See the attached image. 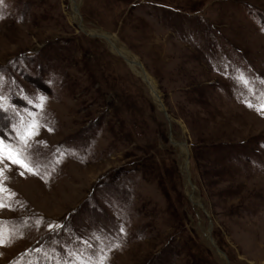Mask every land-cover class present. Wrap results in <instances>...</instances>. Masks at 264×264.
<instances>
[{"label":"rangeland","instance_id":"374dc122","mask_svg":"<svg viewBox=\"0 0 264 264\" xmlns=\"http://www.w3.org/2000/svg\"><path fill=\"white\" fill-rule=\"evenodd\" d=\"M262 81L264 0H2L0 95L42 127L0 264H264Z\"/></svg>","mask_w":264,"mask_h":264},{"label":"snow or ice","instance_id":"6c2138e0","mask_svg":"<svg viewBox=\"0 0 264 264\" xmlns=\"http://www.w3.org/2000/svg\"><path fill=\"white\" fill-rule=\"evenodd\" d=\"M0 3H2V0H0ZM238 80L245 86L248 85V81L242 75L238 77ZM45 99L43 96L38 97V102L34 106L42 110ZM25 100L27 104L33 103L27 97H25ZM248 106L254 107L256 111L264 114V94H262L261 103L258 107L251 103ZM0 113L5 114L0 118L7 119L8 124L5 126L9 127L12 133L11 136H6L0 132V209H4L10 207L6 201L15 195L3 183L7 179L5 173L10 170V165H15L33 175L39 174L37 170L38 161L33 160L30 149L35 142V137L39 135V130L42 125L39 123L38 115H34L33 112L27 110L22 113L17 107L10 106L8 104V98L3 95H0ZM6 161L10 162V164L5 163ZM20 175H24V172L21 171ZM2 224L3 222H0V225ZM49 227L51 229L53 226ZM120 231L123 232V228ZM9 243H11V234L0 230V247L8 246ZM116 246L118 247V245ZM36 251L39 252L40 249ZM100 252L103 253V249H100ZM105 259L106 257L101 255L97 264H104Z\"/></svg>","mask_w":264,"mask_h":264},{"label":"bare ground","instance_id":"6f19581e","mask_svg":"<svg viewBox=\"0 0 264 264\" xmlns=\"http://www.w3.org/2000/svg\"><path fill=\"white\" fill-rule=\"evenodd\" d=\"M103 38H105L107 41H109L110 42V44L113 46V48H114V52H116V50H118V55H120V56H122L124 59H125V61L129 64V66L133 69V68H135V64L137 63V65L138 66H140L139 64H138V62H137V60L134 58V57H132V56H130L128 53H127V51L124 49V48H122V47H119L118 46V48L116 49V47L114 46L115 44H114V40H112V39H108V37H105V36H102ZM120 52V53H119ZM140 68H142L141 66H140ZM134 70V69H133ZM143 79H147V84L152 88L151 90H152V93H153V96H154V100H155V102L157 103V104H159L160 105V100L158 99V94L156 93L157 91H155V88H154V86H153V83H152V80L149 78V76L147 75V73L145 72V71H143V69H141L140 70V72H137ZM184 152V155H185V150L183 151ZM186 160V159H185ZM213 243V242H212Z\"/></svg>","mask_w":264,"mask_h":264},{"label":"water","instance_id":"95a60500","mask_svg":"<svg viewBox=\"0 0 264 264\" xmlns=\"http://www.w3.org/2000/svg\"><path fill=\"white\" fill-rule=\"evenodd\" d=\"M101 36V35H100ZM139 65L141 66V64L139 63ZM142 67V66H141ZM160 107H161V109H162V111L165 113V115H167L166 114V110H165V107H164V105H163V103L161 102V100H160ZM174 144H179V142H173ZM180 144H183V145H185L186 146V144L183 142H181ZM187 161H188V159L186 158V160H185V165H184V167L186 168V166H187ZM217 250H218V252L219 253H221V254H223V252L222 251H220L218 248H217Z\"/></svg>","mask_w":264,"mask_h":264}]
</instances>
